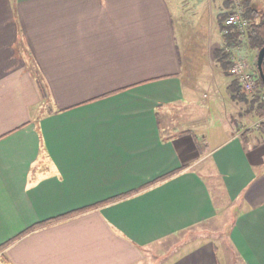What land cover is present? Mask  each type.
<instances>
[{
    "label": "crops",
    "instance_id": "0c3cea01",
    "mask_svg": "<svg viewBox=\"0 0 264 264\" xmlns=\"http://www.w3.org/2000/svg\"><path fill=\"white\" fill-rule=\"evenodd\" d=\"M189 3L215 8L0 0V264H151L221 218L227 243L197 236L153 263L264 264V132L242 116L222 140L198 133Z\"/></svg>",
    "mask_w": 264,
    "mask_h": 264
},
{
    "label": "rangeland",
    "instance_id": "374dc122",
    "mask_svg": "<svg viewBox=\"0 0 264 264\" xmlns=\"http://www.w3.org/2000/svg\"><path fill=\"white\" fill-rule=\"evenodd\" d=\"M218 1V2H217ZM260 11H264V0H252ZM214 9L209 10V15L206 17L204 11L193 9V4L189 3L184 6V17L187 26L177 25L180 42H183L182 35L189 40L191 53L194 56L191 59V65L188 70L187 84L193 85L195 90L190 93L191 99H188L187 114L190 116L196 115L199 119L197 126L199 127L198 133H204L207 138L222 140L223 127L227 124L225 120L231 122L240 121L243 116L245 127L247 130H256L254 124L259 118L253 108L252 100L257 97L247 95L246 101L235 102V108H228L230 102L229 85L235 78L231 75L230 71L233 63L228 70H224L216 61L214 51L224 47L222 40L223 30L221 32V21L219 15L225 12V7L222 0H214ZM217 3H220L219 7ZM210 3H208L209 6ZM216 5V6H215ZM230 7V4H229ZM176 8V7H175ZM191 10L195 11L197 15H193ZM177 12V8L175 9ZM202 16V17H201ZM190 23V25H188ZM206 29H201L202 24H207ZM240 44L231 49L232 59H244L248 62L250 70L254 75H258L257 55L258 51L252 58L249 52L252 50L247 43ZM198 54L197 58L196 55ZM198 62V63H197ZM259 76V75H258ZM264 89V87H262ZM190 92V91H189ZM243 92V91H242ZM261 102V101H260ZM227 104V105H225ZM256 107V106H255ZM229 110V111H228ZM241 114V116H240ZM195 117V116H194ZM264 132V129H259ZM221 218L218 222L204 223L193 229H189L179 235L173 236L159 248L156 252L149 255L150 263H153L154 258H160L161 255L172 251L178 245L191 241L197 236L213 237L215 240H227L228 227L226 228L224 221ZM227 243V242H226ZM171 246V247H170ZM221 250V249H220Z\"/></svg>",
    "mask_w": 264,
    "mask_h": 264
},
{
    "label": "trees",
    "instance_id": "16d2710c",
    "mask_svg": "<svg viewBox=\"0 0 264 264\" xmlns=\"http://www.w3.org/2000/svg\"><path fill=\"white\" fill-rule=\"evenodd\" d=\"M242 4L245 9L244 17L249 21L250 25L247 27L246 31L244 32L240 31L238 28L233 27L230 28L228 34L223 33L222 40L224 43V47H221L214 51V56L216 58V61L226 71L228 70V68L231 67L233 63L232 62L233 57L231 53L232 48L237 47L243 42H245L249 45L251 49L258 51L259 53V51L264 47V11H260L256 7L255 5L256 3L252 0H242ZM225 6H226L225 12L219 15V20L221 21V24L228 16L229 2H226ZM221 29L223 30L222 26ZM257 60H258V55H257ZM262 70L264 73V63ZM257 72L259 75L260 82L264 87V82L260 77L259 69L257 70ZM38 84L41 89V92L43 93L44 99H46L47 90L41 78L38 79ZM228 88L230 91L231 99L233 101L243 102L248 100L247 95L244 92H242L243 90L236 79L231 82ZM252 102H253L254 111H256L259 117H263L264 103L260 102L259 98H254ZM261 129H264V125L261 127Z\"/></svg>",
    "mask_w": 264,
    "mask_h": 264
},
{
    "label": "built area",
    "instance_id": "2783aa9c",
    "mask_svg": "<svg viewBox=\"0 0 264 264\" xmlns=\"http://www.w3.org/2000/svg\"><path fill=\"white\" fill-rule=\"evenodd\" d=\"M229 2V13L223 21V32L228 34L230 28H238L240 31H246L250 25L244 17V6L242 0H226ZM231 75L239 82L244 93L259 98L264 103V89L260 82L259 76H256L250 70L248 62L244 59H234ZM264 125V116L259 117L254 127L259 130Z\"/></svg>",
    "mask_w": 264,
    "mask_h": 264
},
{
    "label": "water",
    "instance_id": "95a60500",
    "mask_svg": "<svg viewBox=\"0 0 264 264\" xmlns=\"http://www.w3.org/2000/svg\"><path fill=\"white\" fill-rule=\"evenodd\" d=\"M263 63H264V47L259 51L258 53V60H257V65H258V69L260 72V77L262 79V81L264 82V73H263Z\"/></svg>",
    "mask_w": 264,
    "mask_h": 264
}]
</instances>
